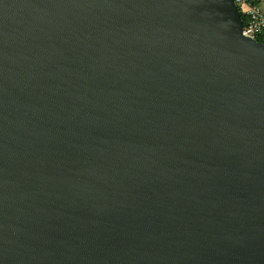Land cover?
I'll return each mask as SVG.
<instances>
[{
	"label": "water",
	"instance_id": "1",
	"mask_svg": "<svg viewBox=\"0 0 264 264\" xmlns=\"http://www.w3.org/2000/svg\"><path fill=\"white\" fill-rule=\"evenodd\" d=\"M234 0H0V264H264V43Z\"/></svg>",
	"mask_w": 264,
	"mask_h": 264
},
{
	"label": "built area",
	"instance_id": "2",
	"mask_svg": "<svg viewBox=\"0 0 264 264\" xmlns=\"http://www.w3.org/2000/svg\"><path fill=\"white\" fill-rule=\"evenodd\" d=\"M239 11L246 19V24L243 26V34L246 37L257 40L261 38L264 43V11L255 4L253 0H234ZM258 41V40H257Z\"/></svg>",
	"mask_w": 264,
	"mask_h": 264
},
{
	"label": "trees",
	"instance_id": "3",
	"mask_svg": "<svg viewBox=\"0 0 264 264\" xmlns=\"http://www.w3.org/2000/svg\"><path fill=\"white\" fill-rule=\"evenodd\" d=\"M261 0H253V2L255 3V4H257V5H259V2H260ZM260 6V5H259ZM263 10V9H262ZM243 22H244V24H246V19H245V17L243 16ZM259 42H263V40L261 39V38H258L257 39Z\"/></svg>",
	"mask_w": 264,
	"mask_h": 264
},
{
	"label": "rangeland",
	"instance_id": "4",
	"mask_svg": "<svg viewBox=\"0 0 264 264\" xmlns=\"http://www.w3.org/2000/svg\"><path fill=\"white\" fill-rule=\"evenodd\" d=\"M259 5H260V7L263 9V11H264V0H261V1L259 2Z\"/></svg>",
	"mask_w": 264,
	"mask_h": 264
}]
</instances>
